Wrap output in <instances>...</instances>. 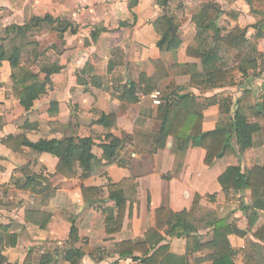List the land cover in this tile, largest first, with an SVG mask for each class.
Listing matches in <instances>:
<instances>
[{
	"label": "crops",
	"instance_id": "0c3cea01",
	"mask_svg": "<svg viewBox=\"0 0 264 264\" xmlns=\"http://www.w3.org/2000/svg\"><path fill=\"white\" fill-rule=\"evenodd\" d=\"M131 1L0 0V40L6 39L0 45L20 46L22 66L32 61L30 68L59 69L27 112L15 97L10 63L0 65V263L24 264L33 251L31 264H43V257L49 264H72L64 256L76 249L83 257L75 264H131L130 259H120L117 246L128 241L143 243L153 230L166 237L169 223L175 215L190 212L198 194L202 198L199 209L189 217L196 228L192 236L197 245L212 241L211 218L217 211L215 219H225L237 230L229 237L235 264H264V243L255 237L264 226V211H259L251 226V192H224L218 181L229 167H240L243 173L264 167V115L256 117L253 112L264 96V0H172L166 10L157 0H136L133 8ZM210 1L221 7L216 22L221 35L228 36L235 28L246 30L247 39L261 54L255 67L244 74L236 62L237 51L218 47L217 66L223 67L225 79L214 84L198 79L205 74L201 61L185 54L186 47L209 50L215 46L212 35L199 30L193 20ZM165 13L183 21L179 33L183 45L177 52L158 47L162 37L155 22ZM46 16L71 26L61 38L56 24L32 28L24 39L7 36L8 29ZM93 33L98 34L96 40ZM143 75L146 82L137 89V103L118 99L127 83L140 84ZM39 78L45 80L46 74ZM158 88L161 96L163 92L174 98L184 93L195 96L194 111L204 118V132L229 124L232 117L220 111L219 102L232 98V113L241 108L249 123L260 127L254 147L243 155L219 159L212 167L205 165L206 153L197 140L182 152L177 140L169 137L165 149L158 150L153 139L159 125L157 105L151 98ZM111 113L117 116L114 127L97 123ZM108 134L123 144L110 165L103 149ZM19 135L32 143L91 138L92 154L103 167L83 178L77 163L57 175V157L26 147L17 152L2 143ZM32 173L39 178L26 184L25 175ZM123 182L133 216L130 219L127 210L123 229L107 235L103 211L116 207L109 186ZM83 186L100 189V201L87 205ZM207 195H214L215 201ZM160 209L166 213L163 228L157 229ZM69 217L77 219L80 230L79 240L73 243ZM206 220L210 223L197 225ZM166 239L172 254L187 255V239ZM259 248L261 253L256 252ZM211 254V250H192L189 264H210Z\"/></svg>",
	"mask_w": 264,
	"mask_h": 264
},
{
	"label": "trees",
	"instance_id": "16d2710c",
	"mask_svg": "<svg viewBox=\"0 0 264 264\" xmlns=\"http://www.w3.org/2000/svg\"><path fill=\"white\" fill-rule=\"evenodd\" d=\"M172 0H157L158 4L166 10ZM136 0H132L130 7L133 8ZM252 3V2H251ZM221 14V7L218 3L210 1L204 3L200 10L193 16V20L198 29L212 35L215 46L209 50H199L195 47H186V57L195 58L201 61L203 74L198 79L204 83L214 84L225 79L223 67L217 66V49L225 46L237 51L236 62H239V69L247 74L249 69L255 67L258 56L255 44L247 39V31L235 28L228 36H222L221 30L216 22ZM55 25L56 31L61 38L63 33L71 26L60 20H54L50 16L45 18H33L24 26H14L7 30V36L13 34L16 38L24 39L32 28H42L43 25ZM181 21L167 13L155 22V30L162 37L158 47H166L167 51L177 52L183 43L179 38ZM98 34L93 33L92 39L96 40ZM0 41H6L0 40ZM23 52L20 46L14 45L7 49L0 45V65L2 61H8L13 69V80L15 87V97L28 112L33 107L34 102L47 90V85L51 83V75L58 72V68H30L31 62L27 61L28 66H22ZM189 66V65H188ZM196 67V66H191ZM46 74L45 80H40L39 74ZM146 76H142L140 84L129 82L125 85L124 91L119 92L118 99L137 103V89L146 82ZM161 104L156 106V121L159 122L155 135L154 144L158 150L165 149L169 137H173L179 151H185L192 140H197L199 145L205 150V165L214 166L219 159L233 154L243 155L246 151L254 147V135L260 130L258 125L250 124L245 112L238 108L232 113V98H223L220 103V111L223 114H230L232 120L225 127H219L211 132L203 131L204 118L195 113L196 97L190 93L183 95L177 94L176 97L168 92L162 93ZM254 115L261 117L264 115V96L255 106ZM105 128H112L117 124V116L111 113L108 116H101L97 122ZM5 146L22 152L23 148L41 154L48 153L59 159L57 175H62L66 170H71L77 163L83 171V178H88L99 170L103 165L92 154L94 142L91 138H69L65 140H41L36 143L28 141L24 136L10 137L2 142ZM123 144L121 140L112 134L107 135V144L103 146L108 165L114 163L119 155V150ZM26 184L35 182L39 176L36 174H26ZM224 192L236 191L244 193L250 191L252 194L253 207L250 211V225L252 226L259 211H264V167H255L251 171L243 173L240 167H229L218 179ZM48 184H50L48 182ZM125 182L121 184H111L110 199L115 203V209H105V231L107 235L119 233L123 229L126 218L133 216L132 204L124 189ZM130 186V185H129ZM132 186V184H131ZM100 189L82 187V194L87 205H93L100 201ZM211 202L215 201L214 195H207ZM201 196L196 195L193 206L188 213L175 215L174 221L169 223L165 232L166 237L171 239L184 238L189 242L187 255L176 256L170 252V242L166 237L160 235L157 230L149 232L148 237L143 243L123 242L117 246V253L121 260L130 259L131 264H189V255L192 250L205 251L211 250L212 254L208 260L210 264H235L236 252L231 246L229 237L237 233L236 228L225 219H214L213 239L208 244L197 245V239L192 236L196 228L189 221V217L194 215L199 209ZM165 210L157 211V229L163 228L162 219ZM71 223L70 241L73 243L79 240L78 221L74 217H69ZM255 237L264 243V226L255 234ZM255 247V246H254ZM262 249V248H261ZM260 248L257 253H261ZM83 254L80 250L67 251L64 259L72 264L82 259ZM33 251H31L24 264H31ZM43 264H49V260L43 257ZM1 264V263H0ZM55 264V263H54ZM250 264V263H247Z\"/></svg>",
	"mask_w": 264,
	"mask_h": 264
},
{
	"label": "built area",
	"instance_id": "2783aa9c",
	"mask_svg": "<svg viewBox=\"0 0 264 264\" xmlns=\"http://www.w3.org/2000/svg\"><path fill=\"white\" fill-rule=\"evenodd\" d=\"M151 98L154 100L155 105H160L161 104V92L160 91H155Z\"/></svg>",
	"mask_w": 264,
	"mask_h": 264
},
{
	"label": "rangeland",
	"instance_id": "374dc122",
	"mask_svg": "<svg viewBox=\"0 0 264 264\" xmlns=\"http://www.w3.org/2000/svg\"><path fill=\"white\" fill-rule=\"evenodd\" d=\"M182 22H183V21L181 20V23H182ZM26 65L28 66V63H27V62H26ZM158 91L161 92V88H158ZM215 212H216L215 214L217 215V211H215ZM215 214H213V215L211 214V215L213 216V217L211 216V217H212L211 220H214V219L216 218V215H215ZM209 216H210V215H209ZM209 216H208V218H209ZM208 221H209V220H206L205 222L203 221V222H201V223H199V224H197V225L201 227L202 223L205 224V223H207ZM208 223H210V222H208Z\"/></svg>",
	"mask_w": 264,
	"mask_h": 264
}]
</instances>
